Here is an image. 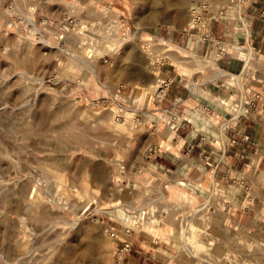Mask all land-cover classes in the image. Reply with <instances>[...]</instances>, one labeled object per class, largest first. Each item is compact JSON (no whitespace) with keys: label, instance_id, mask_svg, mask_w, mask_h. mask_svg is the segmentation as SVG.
<instances>
[{"label":"rangeland","instance_id":"374dc122","mask_svg":"<svg viewBox=\"0 0 264 264\" xmlns=\"http://www.w3.org/2000/svg\"><path fill=\"white\" fill-rule=\"evenodd\" d=\"M263 10L0 0V264H264Z\"/></svg>","mask_w":264,"mask_h":264},{"label":"bare ground","instance_id":"6f19581e","mask_svg":"<svg viewBox=\"0 0 264 264\" xmlns=\"http://www.w3.org/2000/svg\"><path fill=\"white\" fill-rule=\"evenodd\" d=\"M249 56H250V55H249ZM163 86H165V85H163V83H162L161 81H157V82H155V83L152 85V87H153L154 89H156L155 91L158 93V96H161L162 93L165 91V87H163ZM160 89H161V91H160Z\"/></svg>","mask_w":264,"mask_h":264},{"label":"crops","instance_id":"0c3cea01","mask_svg":"<svg viewBox=\"0 0 264 264\" xmlns=\"http://www.w3.org/2000/svg\"><path fill=\"white\" fill-rule=\"evenodd\" d=\"M264 13V10L262 11V14ZM259 22H264V19H259Z\"/></svg>","mask_w":264,"mask_h":264}]
</instances>
